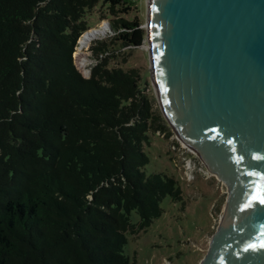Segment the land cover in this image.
<instances>
[{"label": "trees", "instance_id": "trees-1", "mask_svg": "<svg viewBox=\"0 0 264 264\" xmlns=\"http://www.w3.org/2000/svg\"><path fill=\"white\" fill-rule=\"evenodd\" d=\"M137 1L0 0V264H137L129 235L181 199L175 178L144 173L145 148L171 128L141 72L112 67L108 43L90 78L74 60L98 5L114 44L142 47L143 24L120 16Z\"/></svg>", "mask_w": 264, "mask_h": 264}, {"label": "water", "instance_id": "water-1", "mask_svg": "<svg viewBox=\"0 0 264 264\" xmlns=\"http://www.w3.org/2000/svg\"><path fill=\"white\" fill-rule=\"evenodd\" d=\"M144 28L166 122L228 190L200 264H264V0H148Z\"/></svg>", "mask_w": 264, "mask_h": 264}, {"label": "rangeland", "instance_id": "rangeland-1", "mask_svg": "<svg viewBox=\"0 0 264 264\" xmlns=\"http://www.w3.org/2000/svg\"><path fill=\"white\" fill-rule=\"evenodd\" d=\"M120 16L130 21L138 20L144 28L148 18V0H138L132 11ZM113 19L116 18L109 14L107 7L101 5L87 16L89 32L104 30V34L92 40L90 46L83 50L85 54L77 53L80 47L78 44L77 55H74L77 68L86 78H90L91 69L98 63L94 48L103 43L111 44V48L119 51L117 57L111 58V66L125 70L138 69L143 75L144 86L152 98L155 112L163 115L151 74L147 38L142 47L120 49L114 44L115 35L108 27ZM85 55L89 60L86 67L82 66ZM163 133L164 138L157 133L152 144L145 148L150 163L145 167L144 173L147 176L165 173L175 178L182 190V197L180 200L166 197L161 203L162 217L140 236L129 235L125 253L137 264H200L208 253L211 238L220 224L228 190L215 176L207 175L208 170L198 158L193 159L198 168L204 166V171H197L196 179L188 181L176 154L182 149L181 143L172 129L170 132H161L162 135ZM172 148L177 151L174 152ZM187 153L191 155L190 152ZM131 220L133 224L139 222L136 212L132 213Z\"/></svg>", "mask_w": 264, "mask_h": 264}, {"label": "built area", "instance_id": "built-area-1", "mask_svg": "<svg viewBox=\"0 0 264 264\" xmlns=\"http://www.w3.org/2000/svg\"><path fill=\"white\" fill-rule=\"evenodd\" d=\"M157 135L164 138L165 133H163V135H162L161 132H158ZM176 138L181 143V146H182V149L180 151H178V153H176V154L178 155V158H179L181 165L184 169L186 179L188 181L192 182L196 179L195 175H196L197 171H204L203 170L204 166H202V167L200 166L198 168L196 163H195V160L193 158H198V159H200V158L196 154H194L190 149H188L187 146L181 140H179L177 136H176ZM172 150L174 152L177 151L176 148H172ZM187 152H190L191 155H189ZM186 154H188V155H186ZM207 175L210 176V173Z\"/></svg>", "mask_w": 264, "mask_h": 264}, {"label": "bare ground", "instance_id": "bare-ground-1", "mask_svg": "<svg viewBox=\"0 0 264 264\" xmlns=\"http://www.w3.org/2000/svg\"><path fill=\"white\" fill-rule=\"evenodd\" d=\"M102 34H104V30H102V31H92V32H89V33H87V34H85L82 38H81V40H80V42H79V45H80V47L78 48V54L79 53H84L83 52V50H85V49H87L89 46H90V44H91V42H92V40L93 39H95L97 36H100V35H102ZM78 45V46H79ZM77 53H76V55H77ZM85 54V53H84ZM89 63V60H87V57H86V55L85 56H83V58H82V66H84V67H86V65ZM88 66V65H87ZM89 72L87 71V73L86 74H88Z\"/></svg>", "mask_w": 264, "mask_h": 264}, {"label": "snow or ice", "instance_id": "snow-or-ice-1", "mask_svg": "<svg viewBox=\"0 0 264 264\" xmlns=\"http://www.w3.org/2000/svg\"><path fill=\"white\" fill-rule=\"evenodd\" d=\"M261 203H264V199H261ZM260 247H264V244H261Z\"/></svg>", "mask_w": 264, "mask_h": 264}]
</instances>
